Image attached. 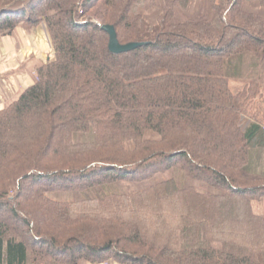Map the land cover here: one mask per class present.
Returning a JSON list of instances; mask_svg holds the SVG:
<instances>
[{
  "label": "trees",
  "instance_id": "16d2710c",
  "mask_svg": "<svg viewBox=\"0 0 264 264\" xmlns=\"http://www.w3.org/2000/svg\"><path fill=\"white\" fill-rule=\"evenodd\" d=\"M190 4L0 0L55 54L0 111V264H264V0Z\"/></svg>",
  "mask_w": 264,
  "mask_h": 264
},
{
  "label": "crops",
  "instance_id": "0c3cea01",
  "mask_svg": "<svg viewBox=\"0 0 264 264\" xmlns=\"http://www.w3.org/2000/svg\"><path fill=\"white\" fill-rule=\"evenodd\" d=\"M0 111L17 100L34 85L37 67L52 57L53 46L46 26L38 29L21 27L11 36L0 35ZM34 59V61H33ZM36 59V60H35ZM52 60V59H51ZM264 149H255L249 171L264 175L259 166L264 161ZM103 264H118L105 262Z\"/></svg>",
  "mask_w": 264,
  "mask_h": 264
},
{
  "label": "rangeland",
  "instance_id": "374dc122",
  "mask_svg": "<svg viewBox=\"0 0 264 264\" xmlns=\"http://www.w3.org/2000/svg\"><path fill=\"white\" fill-rule=\"evenodd\" d=\"M210 4H211V0H191L190 7L187 9V11L182 12V15L184 17H193V16H197V15H204V14L209 12L208 9H210ZM249 9L252 10V8H249ZM152 12L153 11H150L147 15L148 16H151V15L153 16V14L155 15V12H153V13ZM152 19L154 20V18H152ZM25 27H27V26H25ZM0 43L2 44V42H0ZM52 53L53 54L51 55L52 57L50 58V60L51 59L53 60L55 58V54H54L53 50H52ZM234 60H237V57L234 58ZM33 61H34V59H33ZM250 69H252V68H250ZM36 76L37 75H35V78H36ZM245 81L246 80H244V79L243 80H238V81L236 79H233L232 82H231L232 83L231 84L232 90L235 92V91L243 89L244 85L246 83ZM93 138H94V133H90L87 136H81L79 139L81 141H92ZM259 166L261 167V169H264V161L262 163H260ZM253 207H254V210H255L256 213L264 214V199L255 202L253 204Z\"/></svg>",
  "mask_w": 264,
  "mask_h": 264
},
{
  "label": "water",
  "instance_id": "95a60500",
  "mask_svg": "<svg viewBox=\"0 0 264 264\" xmlns=\"http://www.w3.org/2000/svg\"><path fill=\"white\" fill-rule=\"evenodd\" d=\"M102 29L110 36L109 50L113 54H128L145 45L143 43H128L122 45L118 40L117 32L114 26L106 25L103 26Z\"/></svg>",
  "mask_w": 264,
  "mask_h": 264
}]
</instances>
